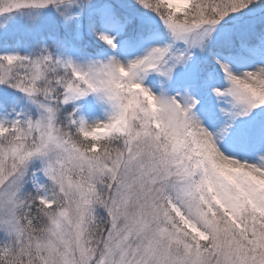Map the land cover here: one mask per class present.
<instances>
[{
	"label": "snow or ice",
	"instance_id": "1",
	"mask_svg": "<svg viewBox=\"0 0 264 264\" xmlns=\"http://www.w3.org/2000/svg\"><path fill=\"white\" fill-rule=\"evenodd\" d=\"M0 264H264V0H0Z\"/></svg>",
	"mask_w": 264,
	"mask_h": 264
}]
</instances>
